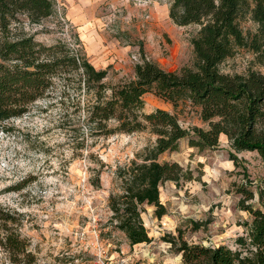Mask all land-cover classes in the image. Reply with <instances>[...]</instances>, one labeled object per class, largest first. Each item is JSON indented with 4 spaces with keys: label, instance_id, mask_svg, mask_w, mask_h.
Returning <instances> with one entry per match:
<instances>
[{
    "label": "rangeland",
    "instance_id": "obj_1",
    "mask_svg": "<svg viewBox=\"0 0 264 264\" xmlns=\"http://www.w3.org/2000/svg\"><path fill=\"white\" fill-rule=\"evenodd\" d=\"M56 15L40 25L24 27L43 44L64 40L98 70L120 52L129 60L124 69L108 65V85L135 79L131 59L139 52L166 71L193 66L191 39L198 25L180 27L173 23L169 9L173 0H53ZM246 34L257 25L249 17L241 22ZM88 36L89 39L86 38ZM112 61V62H113ZM226 74H246L264 69L254 64L246 49L221 65ZM73 83L57 80L48 96L30 107L23 117L0 127V202L24 215L23 235L29 239L35 264H95L98 246L123 264H183L167 240L170 236L205 246L225 245L235 249L243 235L241 225L249 221L242 211L237 185L250 181L258 201V187L264 189V162L256 152L230 158L229 143L221 139L219 149L200 152L187 140L179 150L159 157L160 163H178L193 172L192 181L166 182L160 199L167 213L161 219L153 206H145L142 218L150 243L132 246L124 233L115 229L109 198L118 194L119 168L142 156L156 142L148 132L92 136L84 122V107L90 96ZM144 113L167 110L185 128H207L199 109L182 103L177 109L153 94L144 95ZM112 126L114 123H110ZM100 171V186L95 185ZM24 184L20 191H10ZM0 264H9L0 252Z\"/></svg>",
    "mask_w": 264,
    "mask_h": 264
},
{
    "label": "trees",
    "instance_id": "obj_2",
    "mask_svg": "<svg viewBox=\"0 0 264 264\" xmlns=\"http://www.w3.org/2000/svg\"><path fill=\"white\" fill-rule=\"evenodd\" d=\"M56 13L53 0H0V127L27 114L61 80L77 84L79 91L84 84L85 95L90 96L84 122L92 136L141 132L155 136V145L140 157L141 162L133 160L117 170L120 191L109 198L112 223L130 245L151 242L142 218L146 205L155 208L157 218L166 215L161 186L194 179L193 172L178 163L158 161L163 154L178 151L181 141L205 152L219 149L225 137L236 166V154L243 152H256L264 162V72L250 69L231 75L221 69L240 49L251 52L254 64L264 69V0H173L169 9L173 23L200 27L191 39L194 65L170 72L144 60L135 66V79L121 85H108V70L96 69L64 40L46 45L26 31L22 18L31 26L40 25ZM247 17L257 25L255 33L244 32L241 22ZM145 94L174 109L190 103L199 109L207 128H185L176 114L163 109L144 113ZM250 183L236 186L242 196L239 207L250 220L241 224L245 232L236 238L235 249L191 244L182 234L170 236L167 240L183 264H264V189L258 187L254 202ZM23 228L24 215L0 202V252L9 264L36 263Z\"/></svg>",
    "mask_w": 264,
    "mask_h": 264
},
{
    "label": "built area",
    "instance_id": "obj_3",
    "mask_svg": "<svg viewBox=\"0 0 264 264\" xmlns=\"http://www.w3.org/2000/svg\"><path fill=\"white\" fill-rule=\"evenodd\" d=\"M131 59L134 63L140 64L143 62L144 58L139 52H136L132 54ZM95 264H123V262L117 260L114 256L109 255V251L105 248L98 246Z\"/></svg>",
    "mask_w": 264,
    "mask_h": 264
},
{
    "label": "crops",
    "instance_id": "obj_4",
    "mask_svg": "<svg viewBox=\"0 0 264 264\" xmlns=\"http://www.w3.org/2000/svg\"><path fill=\"white\" fill-rule=\"evenodd\" d=\"M86 38L89 39L88 36H86ZM115 60L116 61H113V59L107 61L105 63L106 66H103L101 69L106 70V68H107L108 65H114V68L115 69H124V66L122 64L123 61H124V63H128L129 62V60L126 58V55L125 54H122L120 52L115 56Z\"/></svg>",
    "mask_w": 264,
    "mask_h": 264
}]
</instances>
